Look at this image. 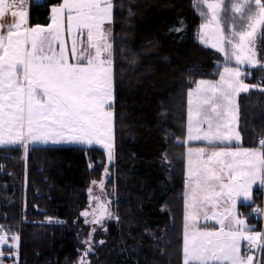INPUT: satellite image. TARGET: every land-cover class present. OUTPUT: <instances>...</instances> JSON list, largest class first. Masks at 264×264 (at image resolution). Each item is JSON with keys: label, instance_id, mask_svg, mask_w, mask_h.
Instances as JSON below:
<instances>
[{"label": "trees", "instance_id": "obj_1", "mask_svg": "<svg viewBox=\"0 0 264 264\" xmlns=\"http://www.w3.org/2000/svg\"><path fill=\"white\" fill-rule=\"evenodd\" d=\"M61 1L27 0L28 25L46 24ZM202 22L194 0H112L114 161L104 181L111 217L99 225L81 215L102 176L99 148L0 146V226L19 237L15 264H75L90 226L88 264H184L185 148L201 144L184 143L187 93L198 79H215L223 61L196 39ZM258 51L264 61L260 39ZM263 71L255 67L251 79ZM237 108L240 144L258 146L264 91L241 94ZM260 197L256 187L252 202L238 206L255 230ZM257 257L261 264L264 254Z\"/></svg>", "mask_w": 264, "mask_h": 264}, {"label": "snow or ice", "instance_id": "obj_2", "mask_svg": "<svg viewBox=\"0 0 264 264\" xmlns=\"http://www.w3.org/2000/svg\"><path fill=\"white\" fill-rule=\"evenodd\" d=\"M25 4L0 0V18L8 11L15 18L0 28V145L19 144L27 152L35 143L98 144L111 162L113 59L105 24L112 21V0H62L51 9L46 27L28 26ZM194 4L203 20L200 43L222 53L226 63L218 81L201 80L187 93L184 143L201 141L205 147L187 151L184 264H255L253 256L241 255V241L249 250H264V233L249 229L236 208L239 198L251 200L254 185L264 186V139L255 149L218 146L241 141L237 97L250 90L242 79L244 66L264 67L256 52L257 39L264 41V0ZM93 199V211L81 215L99 224L111 213ZM201 219L205 225L214 221L218 229L201 228ZM7 239L0 228V247ZM18 239L11 236L13 246ZM91 250L78 264H87Z\"/></svg>", "mask_w": 264, "mask_h": 264}, {"label": "rangeland", "instance_id": "obj_3", "mask_svg": "<svg viewBox=\"0 0 264 264\" xmlns=\"http://www.w3.org/2000/svg\"><path fill=\"white\" fill-rule=\"evenodd\" d=\"M60 4L61 3L56 4V5H52L50 7L49 19H48V22L46 24H36V25L30 26V27H36V26L46 27L49 23H51V19H50L51 18V15H52L51 9L53 7L59 6ZM14 20H15V18H13L11 16V11L6 12L5 15L2 18H0V28L5 29V23L8 22L7 24H10V23H13ZM200 25L198 26L197 31H196V39L198 40L199 43H200V41H199V38H198V32H199ZM105 27L106 28H110L111 29V33H112V21H111V23H107L106 22ZM109 42L112 44L111 36H110ZM258 42H259V38L257 39V43H256L257 59H258V61L260 62L261 65H264L263 64L264 61L263 60H260V58H259ZM221 55L223 57V61H222L221 65H220L221 67L219 69V72H218L217 77L215 79H205V78H201V79H198L197 82H199L201 80L212 81V82H215V81H218L219 80V73L221 71H223V67H224V65L226 63V61H225L224 56H223L222 53H221ZM230 66H233L234 67L235 66V62L234 61L230 62ZM254 68L255 67H249V66L245 65L244 68L242 69V71L244 72V75H243L242 79H243L244 83H246V84L249 85L250 90H260V91H262L261 89H264V84L262 83V81L264 80V71L262 72V75L260 76L263 79H259L257 81H254V80L251 79L252 78V69H254ZM196 83L194 84V86H193L192 89L195 88ZM192 89H190V90H192ZM245 93H247V92H245ZM241 94H244V93H240L238 95V97H237V100H238V98H239V96ZM113 101H114V91H113L112 104H113ZM111 111H112V108H111ZM237 130H238V125H237ZM187 135H188V132H187ZM262 139H264V134H263ZM186 140H187V138H186ZM186 140H184V141H186ZM113 141H114V133H113V136H112V144H113ZM232 144H236V142L234 141ZM11 145H13V144H6V145H0V146H11ZM15 145H19V144H15ZM33 145H44V146L45 145H83V146H95V147L99 148L100 150H102L103 153H104V155H105V162H104V166L102 168V176H101V179L98 182H95V183L90 184V186L87 189V193H88V195H89V197L91 199H93V197H95V196H101L102 197V200L104 202H108V211L110 212V202L112 201V197H110L111 196V193L109 191H107V188L105 187L104 181L109 176V165H111L113 163V161H114V144H113V159H112L111 162H109V160H108L107 151L102 147V145H98V144L86 145V144H63V143L62 144H52V143L42 144V143H35V144H30L28 146V148L30 146H33ZM19 146H21L22 149L24 150V147L22 145H19ZM101 183L103 184V188L100 187V184ZM256 187L259 190L261 189V191H262V189L264 190V186H260V185H254L253 186V190ZM90 189H91V193L89 192ZM252 193H253V191H252ZM240 199H242V198H240ZM95 204H96V202L95 201H92L90 203L91 206L89 205V207H88V210L89 211H92L95 208ZM260 209L262 211V207ZM263 210H264V199H263ZM88 218L90 219V216ZM102 220H104V219H102ZM102 220H101L100 223L103 222ZM99 225H101V224H99ZM0 228H2V227L0 226ZM93 229H94V227L93 226H90L89 229H88L89 231L87 230V232H84L81 235V237H80V243L82 244V248H81V252H80L79 259L77 260V262L75 264H78L79 260L82 257H84V254H85L86 250L89 248V246L85 243V240L91 242L93 240L94 236L96 235L95 232L93 231ZM4 234L7 235L8 239L6 240V242L4 243V245L2 247H0V252H2V255H0V264H2V263H5V264H15L17 262V256H18V242H17V244L15 246H13V241L11 240V236L12 235H16L17 236V234H7L5 231H4ZM249 255H252V254L250 253ZM85 259L87 261V257H85ZM87 264H88V261H87Z\"/></svg>", "mask_w": 264, "mask_h": 264}, {"label": "crops", "instance_id": "obj_4", "mask_svg": "<svg viewBox=\"0 0 264 264\" xmlns=\"http://www.w3.org/2000/svg\"><path fill=\"white\" fill-rule=\"evenodd\" d=\"M60 3H62V1L60 2ZM25 10L27 11V0H26V4H25ZM5 21V20H4ZM8 22H6L5 23V29H6V27H7V24ZM264 64V63H263ZM197 82V81H196ZM186 128H185V139L184 140H186V138H187V125H188V96H187V111H186ZM189 143H201L200 145H193V146H191V145H187L186 146V148H185V174H186V178H185V183H184V217H185V192H186V180H187V151H188V148L189 147H193V148H196V147H205V144H204V142H201V141H192V142H189ZM188 143V144H189ZM223 147H231L233 150H235L237 147H242V148H244V149H255V148H258L259 147V145L258 146H254V147H246V146H242L241 144H239V145H237V144H232V145H227V146H225V145H219L218 146V148H223ZM260 195H261V197H260V199H261V204H260V206H259V208H261L262 207V211H261V215H260V230L263 232L264 231V210H263V199H264V190L262 189V191H261V189H260ZM252 196H253V193H252ZM252 202V198H251V200H248V201H244L243 199H238V202H237V208H236V211L239 213V216H238V218H240V219H244L245 220V222H246V225H247V227L249 228V229H251L250 228V225L248 224V222L246 221V218L243 216V215H241L240 214V212H239V209H238V206L240 205V204H249V203H251ZM222 210V209H221ZM184 223H185V220H184ZM199 226L201 227V228H204V227H207V228H209V229H214V228H217L218 229V227H219V225H215V222L214 221H209L208 223H207V225H205L204 223H203V220L201 219V222H200V224H199ZM245 243H246V241H241V255L242 256H244V257H247L250 253L252 254L251 256H253V258H254V261H255V264H258V257L253 253V252H249V253H245L244 252V246H245ZM183 244H184V228H183ZM182 251H183V248H182ZM182 260H183V263H184V257H183V252H182ZM261 264H264V257H263V261H262V263Z\"/></svg>", "mask_w": 264, "mask_h": 264}, {"label": "built area", "instance_id": "obj_5", "mask_svg": "<svg viewBox=\"0 0 264 264\" xmlns=\"http://www.w3.org/2000/svg\"><path fill=\"white\" fill-rule=\"evenodd\" d=\"M255 209H259V208L257 207V208L252 209L251 214H252L253 217H255V218H259L260 215H261V212H256V211H254ZM252 230H253L254 232L263 233V232L260 231V230H255V229H252ZM244 252H245V253L253 252L255 255H256V254H260V253L264 254V250H258V249H255V248L249 250V249H248L247 241H246L245 246H244Z\"/></svg>", "mask_w": 264, "mask_h": 264}, {"label": "water", "instance_id": "obj_6", "mask_svg": "<svg viewBox=\"0 0 264 264\" xmlns=\"http://www.w3.org/2000/svg\"><path fill=\"white\" fill-rule=\"evenodd\" d=\"M99 198V202L100 203H104V204H106V206H107V208H108V203L107 202H104L100 197H98ZM90 200H91V198H89ZM89 212V211H88ZM91 213V212H90ZM97 215H99V211L97 210ZM107 216H105L104 218H102V219H105ZM101 219V220H102ZM92 220V216L90 215V221ZM93 224H95V223H93Z\"/></svg>", "mask_w": 264, "mask_h": 264}, {"label": "flooded vegetation", "instance_id": "obj_7", "mask_svg": "<svg viewBox=\"0 0 264 264\" xmlns=\"http://www.w3.org/2000/svg\"><path fill=\"white\" fill-rule=\"evenodd\" d=\"M95 197H99V196H95ZM92 201H95L94 199H91L90 200V203L92 202ZM96 202V201H95ZM96 205V204H95ZM93 211V210H92ZM92 211H90V212H92Z\"/></svg>", "mask_w": 264, "mask_h": 264}]
</instances>
